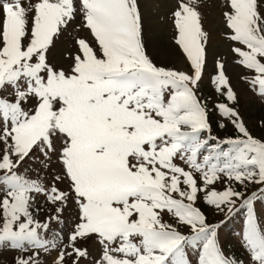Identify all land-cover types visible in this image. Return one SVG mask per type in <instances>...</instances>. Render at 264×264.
<instances>
[{"label": "snow or ice", "instance_id": "snow-or-ice-1", "mask_svg": "<svg viewBox=\"0 0 264 264\" xmlns=\"http://www.w3.org/2000/svg\"><path fill=\"white\" fill-rule=\"evenodd\" d=\"M143 7L0 0V251L12 264H246L221 237L241 211L247 264H264V137L223 59L209 80L225 102L201 92V0H175L183 59L171 66L150 53ZM219 8L232 64L264 99V0Z\"/></svg>", "mask_w": 264, "mask_h": 264}, {"label": "rangeland", "instance_id": "rangeland-1", "mask_svg": "<svg viewBox=\"0 0 264 264\" xmlns=\"http://www.w3.org/2000/svg\"><path fill=\"white\" fill-rule=\"evenodd\" d=\"M219 3L220 0H201L200 11L203 13L204 16L203 25L205 30L210 35V39L207 45L209 67H208V73L205 74L203 78V82L200 86L201 92L204 96H208L212 98L210 103L225 102L224 97H220L214 92V86L210 83L209 80V75L212 74L213 72L214 61L218 58L223 59L226 62L227 74L230 76L233 87L239 96V104L237 105V107L239 109L240 115L243 117L245 123L248 125L254 136L264 137V127L258 125L259 121H264V99L256 95L253 91L249 90V85L247 83L242 82L240 79L239 72L241 70L239 68L234 67L232 64L234 57L229 52V42L223 36L225 28L223 26L222 17L220 14ZM174 4H175V0L173 1V5ZM172 9L173 7L170 9H164L162 5H159L157 7L158 10L157 12L152 11V13L155 14L154 16L156 17L155 20H159L160 23L165 24L167 26L165 39L162 40V39H158L153 34L154 24H152V28H151L152 32H150L148 38H149L150 53L151 55H153L154 58H159V57H156L155 54L152 53L151 48L156 49L155 51L157 52L159 50L158 48H160V46L158 47V44L160 43L163 45V49L174 47L177 50L180 57L183 59L182 53H180L178 46L174 44V40H173L175 36V32L173 30L172 18L170 15ZM148 11L150 12L151 10L148 9ZM162 11L164 15L161 14ZM216 34L219 35L225 50L222 49L215 51L212 50L214 45V37ZM71 47H72L71 43H69L64 47H58L56 50L50 53V58L54 62L65 63L64 60L65 50ZM160 59L161 58H159V60ZM162 61L171 62L169 63V66H171L172 63H176L175 61L171 60V54H168L167 57L163 58ZM213 118L214 119L216 118L215 112H213ZM233 133H234V129L232 128L231 125H229L227 129H220V128L215 129V134L221 137L226 135H231ZM216 187L220 188L222 187V185L217 184ZM249 189L255 190V187L249 185ZM201 206L208 213L210 222H217L225 219L223 214H218L214 210L207 208L203 204H201ZM244 218H245V213L244 211H241L237 213L235 216H233L231 219H228L226 226L223 227L221 230V237L227 246V250H229L239 259H243L247 264V261L250 259V257L246 252L245 248L241 246L242 243L241 235L244 228ZM87 246L94 249L96 247L95 240L90 241ZM15 255L16 253L13 251H9V250L0 251V264H12L13 257Z\"/></svg>", "mask_w": 264, "mask_h": 264}, {"label": "bare ground", "instance_id": "bare-ground-1", "mask_svg": "<svg viewBox=\"0 0 264 264\" xmlns=\"http://www.w3.org/2000/svg\"><path fill=\"white\" fill-rule=\"evenodd\" d=\"M173 1L174 0H142V3L144 5L142 10L147 15L148 37L150 35V32H152L151 31L152 24H154L153 34L158 39H162V40L165 39L166 32H167V26L165 24L160 23L159 20H155L156 17L154 16L155 14L152 13V11L157 12L158 11L157 7L159 5H162L164 9H170L174 6ZM148 9H150L151 11L149 12ZM161 14H163V11L161 12ZM159 46H160V48H158V49L160 51L158 50L157 52L155 51L156 49L151 48L152 53H154L156 57H159L163 60V58H166L168 54H171V60H173L175 62H178V60H182V58L180 57V55L178 54L177 50L174 47H169L168 49H163V45L160 43L158 44V47ZM219 49L225 50L219 35L216 34L214 37V45H213L212 50L215 51V50H219Z\"/></svg>", "mask_w": 264, "mask_h": 264}]
</instances>
